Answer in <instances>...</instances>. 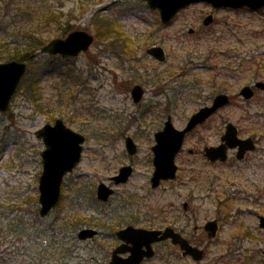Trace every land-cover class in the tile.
Returning a JSON list of instances; mask_svg holds the SVG:
<instances>
[{
  "label": "rangeland",
  "instance_id": "rangeland-1",
  "mask_svg": "<svg viewBox=\"0 0 264 264\" xmlns=\"http://www.w3.org/2000/svg\"><path fill=\"white\" fill-rule=\"evenodd\" d=\"M31 7L61 13L59 22L39 27L49 41L78 29L95 39L76 57L36 54L9 108L0 112V218L20 214L30 225V234H15L0 245V251L12 246L18 251L9 264H106L116 242L107 249L101 245L107 239L80 240L79 230L94 228L109 237L127 225L171 227L206 253L196 262L166 240L155 244L156 255L143 264H264L259 219L264 216V91L249 101L239 96L245 85L264 81L263 68L259 73L254 63H245L264 62V9H216L197 2L164 25L143 0H0V23L7 26L0 27L1 41L36 27L21 11ZM98 9L104 11L92 25ZM209 14L214 22L205 26ZM12 16L19 20L15 27L9 24ZM108 27H120L123 41L105 35ZM155 45L164 48V62L147 53ZM37 77L38 86L29 88ZM135 85L145 90L139 103L132 96ZM222 92L232 95L231 105L187 135L176 158V179L153 188L155 132L169 115L176 128H184ZM58 118L86 141L82 161L63 181L61 202L41 217L45 146L36 131ZM228 122L242 138L253 137L257 147L244 160L234 150L232 164L209 165L203 148L220 142ZM129 136L138 146L135 155L126 149ZM128 164L134 173L127 183L115 184L112 177ZM102 182L115 190L108 202L96 195ZM215 219L218 235L209 239L204 225Z\"/></svg>",
  "mask_w": 264,
  "mask_h": 264
},
{
  "label": "water",
  "instance_id": "water-1",
  "mask_svg": "<svg viewBox=\"0 0 264 264\" xmlns=\"http://www.w3.org/2000/svg\"><path fill=\"white\" fill-rule=\"evenodd\" d=\"M149 7L160 13L164 24H169L181 10L196 2H206L215 8H244L257 11L264 8V0H144ZM214 20L209 15L204 20L205 25H210ZM94 41V37L84 30H77L65 38H55L48 42L42 49V54L62 55L64 57H75L81 52L88 50ZM148 53L160 61L166 59L165 51L161 46H153ZM27 71V63L24 61L11 60L0 62V112L6 111L15 95L23 77ZM256 87L264 90V82L258 81ZM144 89L141 85H135L132 89V96L136 103L142 100ZM245 99H251L255 95L254 89L247 85L241 90ZM230 103L228 93H220L215 96L211 105L202 107L194 113L185 128L178 129L174 126L171 116L165 122L162 130L155 133L156 144L152 147L154 152L153 163L155 170L151 178L152 186L158 187L162 180L175 179L178 166L176 156L181 151L186 135L203 124L216 111ZM36 136L45 145L42 151L43 172L39 182V202L41 205L40 215L45 217L51 213L58 204L61 197V187L64 177L71 173L81 162L86 137L67 126L63 119L59 118L54 124H46L36 131ZM222 143L218 146L206 147V156L211 161H226L228 150L238 148V158L242 159L249 150H254L256 143L252 137L241 138L235 124L229 122L222 135ZM126 148L129 154L134 155L138 147L132 137L126 138ZM133 173L131 165L123 166L119 174L112 179L116 184L126 183ZM114 193V189L105 183H100L97 188V197L102 201H108ZM260 225L264 228V216H260ZM217 220L209 221L205 225L208 237L213 238L218 232ZM97 230L91 228L81 229L78 237L81 240L92 238ZM118 237L123 241L113 251L109 264H141L145 258H151L155 254L153 244L155 242L171 239L183 250V254L191 255L194 260H202L204 251L192 245L180 233L173 228L167 227L164 230L146 229L129 225L117 232ZM122 253H129L122 257Z\"/></svg>",
  "mask_w": 264,
  "mask_h": 264
},
{
  "label": "trees",
  "instance_id": "trees-1",
  "mask_svg": "<svg viewBox=\"0 0 264 264\" xmlns=\"http://www.w3.org/2000/svg\"><path fill=\"white\" fill-rule=\"evenodd\" d=\"M22 12H25L30 15V20L36 27L31 30L27 31H20L19 33H14L12 36V40L5 39L3 41L0 40V62L9 61V60H19V61H27L29 63H33L35 61V55H39V50L49 41V38L45 37L40 33L39 27L47 28L50 24L57 23L61 19V13H54V12H48L45 10L41 11H35L33 8H21ZM35 13H37L35 15ZM100 12L96 15L94 22L97 20L98 17H100ZM19 21L17 16H12L10 18L9 24L15 27L14 22ZM53 21V22H52ZM94 24V23H93ZM0 27L6 30L7 26L3 23H0ZM61 31L64 30L62 26ZM66 34L68 33L67 29H65ZM108 33L117 34V38L119 40L123 41V37L125 38L124 32L120 30V27L118 29L116 28H105V35H108ZM20 34L22 35V38H19ZM124 46L127 48V43L129 44L130 40L126 38L124 41ZM123 48L125 49V47ZM126 52H130L127 49H125ZM132 53V52H131ZM257 62V63H256ZM245 63L249 64L250 66L254 63L257 66V72H261L262 68L264 69V62L261 60L255 61V58L253 59H247ZM28 67L30 65L28 64ZM252 67V66H251ZM225 69V68H223ZM227 75L230 72H225ZM261 75H264V71L260 73ZM67 75V73H63L62 76ZM235 76V75H234ZM68 77V76H67ZM65 76V78H67ZM41 77H37L36 81L32 82V86L29 85V88L31 87H37L38 82H40ZM28 88V89H29ZM37 89V88H36ZM24 215L17 214L15 218L12 217H4V219L0 218V245L2 243H5L6 241L10 240L15 234L21 235L23 237L24 233L30 234V225L28 222L24 219ZM17 226L20 229H22V233H18L15 226ZM13 247V246H12ZM5 248V250L0 251V264H9L14 260L13 256L16 255L18 252L17 249L13 248ZM16 260H14L15 262ZM16 264V263H15Z\"/></svg>",
  "mask_w": 264,
  "mask_h": 264
},
{
  "label": "flooded vegetation",
  "instance_id": "flooded-vegetation-1",
  "mask_svg": "<svg viewBox=\"0 0 264 264\" xmlns=\"http://www.w3.org/2000/svg\"><path fill=\"white\" fill-rule=\"evenodd\" d=\"M204 30H205V28H204ZM194 32V29H191V33H193ZM232 76V75H231ZM254 87V86H253ZM255 88V87H254ZM257 90H259V89H257V88H255V94H256V92H257ZM264 91V90H263ZM230 95V94H229ZM239 96L240 97H242L240 94H239ZM230 98H231V103H232V95H230ZM243 98V97H242ZM213 100V99H212ZM212 102V101H211ZM210 102V103H211ZM209 103V104H210ZM208 105V104H207ZM214 116V115H213ZM212 116V117H213ZM212 117H210L206 122H204L203 124H201V125H199V126H202V125H204V124H206ZM198 126V127H199ZM197 127V128H198ZM195 130V129H194ZM193 130V131H194ZM224 134V133H223ZM222 134V135H223ZM222 135H221V138H222ZM220 138V142L218 143V144H216V145H207V146H205L204 148H203V156H204V158H205V160L207 161V163L209 164V165H212V166H219V165H224V164H232L231 162H232V151H236V158L238 159V160H244L245 159V157L247 156V153L248 152H252V151H254L255 149H256V147H257V144H256V147H255V149L254 150H249V151H247L246 153H245V155H244V157L242 158V159H239L238 158V149H230L229 151H228V158H227V160L226 161H220V160H217V161H211V160H209L208 158H207V156H206V147H208V146H218V145H220L221 143H222V139ZM253 138V137H252ZM254 139V138H253ZM254 141H255V139H254ZM255 143H256V141H255ZM193 152V150H190V153H192ZM165 181H169V180H165ZM185 207L187 208L188 207V204H185ZM215 220H217V219H215ZM218 221V220H217ZM219 223V222H218ZM219 228H220V224H219ZM175 230V229H174ZM204 230H205V227H204ZM118 231V230H117ZM117 231L116 230H114L111 234H110V236L108 237V236H103V233L102 232H100L99 230H98V232H97V234L94 236V237H92V238H90L89 240H91V241H93V242H95L96 241V239H99L100 237L102 238V239H107L106 240V242H104L105 244H101L102 246L104 245V247H106L107 249H109L110 248V243H112V242H116V244H115V246H113L112 248H113V250H112V252H111V257H110V259H109V261H108V263L106 262V264H109V262H110V260H111V258H112V256H113V251L118 247V246H120V245H122V243H123V241L118 237V235H117ZM175 231H177V230H175ZM178 233H180L184 238H186L181 232H179V231H177ZM105 237V238H104ZM192 245H194V246H196V247H198L197 245H195V244H193L188 238H186ZM110 240H112V241H110ZM167 240H170L171 241V243L173 244V245H175V246H177L180 250H181V248H180V246L179 245H176V244H174L173 242H172V240L171 239H167ZM164 241H166V240H164ZM161 242H163V241H161ZM158 243H160V242H158ZM156 244V243H155ZM155 244H154V246H155ZM198 248H200V247H198ZM154 249H155V247H154ZM201 249H203V248H201ZM204 250V249H203ZM104 251V250H103ZM264 251V250H263ZM181 252H182V255L183 256H185L184 254H183V251L181 250ZM204 252H205V250H204ZM107 252H105L103 255L105 256V260H107L108 258H109V253H107ZM206 254V253H205ZM129 255V253H122L121 254V256L122 257H127ZM156 255V250H155V254H154V256ZM154 256L153 257H151V258H154ZM186 257H188V256H186ZM150 258V259H151ZM146 260H149V259H146ZM145 260V261H146ZM144 261V262H145ZM143 262V263H144ZM142 263V264H143Z\"/></svg>",
  "mask_w": 264,
  "mask_h": 264
}]
</instances>
